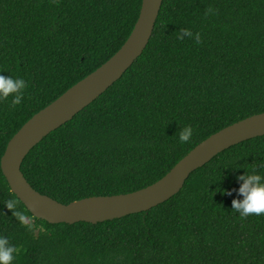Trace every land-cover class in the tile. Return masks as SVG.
I'll return each mask as SVG.
<instances>
[{"label":"trees","instance_id":"1","mask_svg":"<svg viewBox=\"0 0 264 264\" xmlns=\"http://www.w3.org/2000/svg\"><path fill=\"white\" fill-rule=\"evenodd\" d=\"M140 3L0 0V75L27 82L18 105L0 99V157L28 118L121 46ZM263 21L264 0H162L142 53L28 151L23 176L64 204L134 191L210 134L264 112ZM183 29L192 37L177 39ZM185 126L193 134L180 143ZM260 165L264 135L218 152L150 209L96 223L34 217L0 169V236L17 250L13 264H264V215L231 209L236 177L264 175Z\"/></svg>","mask_w":264,"mask_h":264},{"label":"water","instance_id":"2","mask_svg":"<svg viewBox=\"0 0 264 264\" xmlns=\"http://www.w3.org/2000/svg\"><path fill=\"white\" fill-rule=\"evenodd\" d=\"M161 2L141 0L137 19L121 46L100 66L28 118L7 141L0 157L1 172L10 191L34 217L48 223H96L148 210L177 193L189 173L218 152L264 135V112L249 115L210 134L155 182L126 193L93 195L64 204L36 191L27 182L20 170L25 155L49 132L93 101L134 62L151 37Z\"/></svg>","mask_w":264,"mask_h":264},{"label":"clouds","instance_id":"3","mask_svg":"<svg viewBox=\"0 0 264 264\" xmlns=\"http://www.w3.org/2000/svg\"><path fill=\"white\" fill-rule=\"evenodd\" d=\"M214 12L209 8L205 15ZM192 33L188 29H183L177 35V39L192 37ZM195 42L200 43V36L197 33L194 37ZM27 82L20 77H12L0 75V99L12 97L11 105L15 106L21 102L23 90L26 88ZM193 134L191 126L183 127L178 133V141L186 143ZM264 169V165L257 166ZM239 186L235 189L237 198L231 201V209L239 214L240 217L249 215H264V175H261L255 168L236 177ZM230 195L231 192H224ZM16 248L13 246L6 236H0V264H13Z\"/></svg>","mask_w":264,"mask_h":264}]
</instances>
